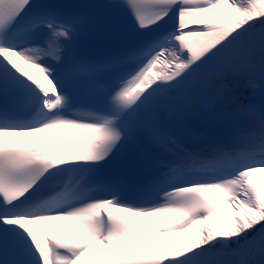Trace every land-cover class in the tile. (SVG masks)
I'll list each match as a JSON object with an SVG mask.
<instances>
[{"label":"snow or ice","instance_id":"obj_1","mask_svg":"<svg viewBox=\"0 0 264 264\" xmlns=\"http://www.w3.org/2000/svg\"><path fill=\"white\" fill-rule=\"evenodd\" d=\"M113 13L120 29L103 25ZM89 34L113 50L80 57ZM257 56L264 95V0H0L3 264H264V106L228 145L174 118ZM49 132L65 155L17 139ZM121 213L178 238L157 244Z\"/></svg>","mask_w":264,"mask_h":264},{"label":"bare ground","instance_id":"obj_2","mask_svg":"<svg viewBox=\"0 0 264 264\" xmlns=\"http://www.w3.org/2000/svg\"><path fill=\"white\" fill-rule=\"evenodd\" d=\"M178 237L176 236H162V241H165V240H174V239H177Z\"/></svg>","mask_w":264,"mask_h":264}]
</instances>
